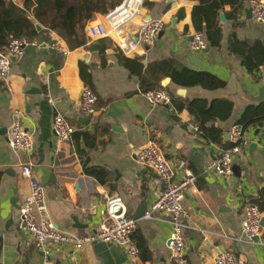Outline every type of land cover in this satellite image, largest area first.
Here are the masks:
<instances>
[{"label": "crops", "instance_id": "crops-1", "mask_svg": "<svg viewBox=\"0 0 264 264\" xmlns=\"http://www.w3.org/2000/svg\"><path fill=\"white\" fill-rule=\"evenodd\" d=\"M13 1L22 6V0ZM201 3L144 0L126 31L137 32L149 17L162 18L166 28L148 49L143 44L125 54L115 36L91 38L87 34V26L101 21L110 10L96 13L85 23V45L69 49L51 31L38 37L40 46L26 47L23 57L12 61L8 86L0 82V264H43L42 253L31 236L18 229L20 207L29 193V182L20 174L24 162L35 163L39 180L43 167L55 172V180L43 185L48 215L58 229L81 237L97 229L109 197H120L132 217L142 204L148 205L146 212L151 208L163 184L134 155V149L149 140L162 149L177 178L184 177L186 169L198 175L187 191L185 206L191 222L210 233L205 239L200 231L187 230L190 263L216 264L217 255L227 249L242 256L247 264L264 263V220L259 240H247L242 226L248 202L258 200L264 217V99H259L264 96V22L252 17L248 0H224L217 29L211 31L217 43H212L204 29L209 46L193 51L191 35L197 31L193 12ZM50 33L68 48L66 55L50 47ZM85 52L95 66L84 60ZM122 55L137 59L141 67L135 65L137 71L130 70L122 62ZM79 63L90 74V87L79 75ZM173 68L205 71L225 85L215 89L184 85L172 75ZM84 87L98 96V107L87 122L80 108ZM156 88L174 95L172 105L147 101L143 92ZM181 88L185 89L183 94L178 92ZM194 99H205L208 107L215 101L232 103L227 118L212 119L207 124L220 130L218 139L196 131L199 121L195 115L187 108L178 109L177 103ZM15 108L24 111L21 124L32 140L30 152L8 145ZM56 111L76 129L70 156L60 150L52 129ZM242 119L248 125L244 130L246 145L235 160L240 175L234 170L231 175L204 172L219 147L231 142L227 134ZM259 129L261 135L256 134ZM253 142L258 146L251 148ZM91 168L103 171L102 180L87 172ZM168 219L161 212L138 219L133 238L140 252L135 259L115 242L93 241L77 251L71 246L51 245V264H176L168 245Z\"/></svg>", "mask_w": 264, "mask_h": 264}, {"label": "built area", "instance_id": "built-area-1", "mask_svg": "<svg viewBox=\"0 0 264 264\" xmlns=\"http://www.w3.org/2000/svg\"><path fill=\"white\" fill-rule=\"evenodd\" d=\"M144 0H123L120 5L111 10L101 21L87 26V34L91 38L115 36L120 49L125 54H130L139 45L154 44L166 28V22L162 18L145 20L135 33L127 32L126 25L137 14ZM252 17L257 22H264V0H248ZM51 48L66 55L69 50L60 43L58 37L49 34ZM38 38L28 37L12 38L9 43L0 48V82L8 86L10 77L11 59L14 56L20 59L28 46H40ZM191 49L204 51L208 48L206 34L197 30L191 35ZM147 101L152 105L169 106L173 103L172 93L165 88L148 89L143 92ZM98 96L89 87H84L80 94V108L85 115L95 112V104ZM13 121L9 128L7 138L8 145L12 149H20L25 152L32 150V140L28 131L22 126L21 118L24 111L21 108L12 110ZM52 129L56 136L60 150L67 156L73 154V133L75 127L67 119L56 111L53 116ZM200 131L199 126H195ZM231 146H220L218 155L209 161L204 167V172H215L220 175L233 174L236 157L243 152L246 145L244 130L241 125H235L230 132ZM134 155L138 163L153 170L160 178L163 188L158 193L151 208L145 213L144 218H152L155 212H161L169 216L171 232L168 245L176 264H191L187 254L186 232L188 229H196L209 238L207 229H203L191 222V215L185 206L187 191L195 184L198 175L189 169L185 170V176L177 178L175 171L168 161L162 149L149 140L145 145L134 149ZM35 163L26 161L20 166V174L29 182V193L20 207V223L18 229L31 236L35 248L42 253L43 264H51L49 247L51 245L62 248L71 246L75 251L81 249L86 243L93 241L115 242L122 246L128 256L135 259L139 256V247L133 239V233L137 228L138 219L127 214L120 197L106 199L105 213L97 229L84 236H75L58 229L50 219L44 199L43 186L35 176ZM263 211L254 202H248L244 206L243 232L245 238L253 241L263 232ZM216 264H247V261L232 250L221 251L216 257ZM264 264V263H263Z\"/></svg>", "mask_w": 264, "mask_h": 264}, {"label": "trees", "instance_id": "trees-1", "mask_svg": "<svg viewBox=\"0 0 264 264\" xmlns=\"http://www.w3.org/2000/svg\"><path fill=\"white\" fill-rule=\"evenodd\" d=\"M123 0H22V6L13 0H0V48L6 46L12 38L28 37L30 39L47 36L49 32H56L67 44L69 49L83 46L87 42L85 36V23L93 18L96 13L106 14L122 3ZM201 6H196L193 12V21L197 30L206 29L212 37V43H217L213 37L212 30L217 29L218 16L223 8L224 0H200ZM34 18L42 26L43 30L37 32L31 18ZM92 48V46H91ZM121 60L126 67L137 71L135 65L137 59H131L124 55ZM172 75L178 83L192 86L202 85L215 89L223 87L225 82L215 75L205 71H191L188 69H174ZM79 75L90 87L91 77L83 63H79ZM173 95V94H172ZM173 101H175L173 95ZM98 100L95 108L98 107ZM178 109L187 108L199 121L200 131L205 135L210 134L212 138L218 139L220 130L210 127L207 124L212 119H225L230 115L232 103L229 101H215L208 107L205 99H194L186 103H177ZM243 130L247 127L246 120H241ZM214 132L218 135L215 137ZM76 131L73 133V137ZM85 136V134H82ZM232 143H226L229 147ZM89 173L101 179L102 170L91 168ZM258 203L259 201H253ZM134 239V238H133ZM137 244V243H136Z\"/></svg>", "mask_w": 264, "mask_h": 264}, {"label": "water", "instance_id": "water-1", "mask_svg": "<svg viewBox=\"0 0 264 264\" xmlns=\"http://www.w3.org/2000/svg\"><path fill=\"white\" fill-rule=\"evenodd\" d=\"M168 1L170 2L172 0H168ZM150 19H152V18L149 17L147 20H150ZM221 20L223 22L226 21V17H225L224 13L221 14ZM31 21H32V23H33V25H34V27H35L37 32H41L43 30V26L38 21H36L33 17L31 18ZM173 22L175 23L176 20H174ZM145 47L148 49L150 46L148 44H146ZM88 57H89V53L85 52V54L83 55L84 60L87 61L88 65L95 66L93 61L88 60ZM10 59H11V61H14L16 58L14 56H10ZM111 65H113V64H111ZM184 91H185V89H183V88L178 90V92L180 94H183ZM259 99L260 100L264 99V96L260 97ZM90 119H91V115H87V117L85 118V121L86 122L90 121ZM261 132H262L261 129H259V130H257L256 134L257 135H261ZM0 133H1V131H0ZM227 135L230 137V134H227ZM250 146H251V148L257 147L258 143L257 142H253V143H251ZM233 170H234V172H237L238 175H240V173H241L240 172L241 171L240 165L234 164ZM42 173H43V176L40 179V182H41L42 186L45 185L47 182L55 180V178H56L55 172H53V171L51 172L49 167H43L42 168ZM147 209H148V205L147 204H142L140 209L136 213L135 218L139 219V218L143 217L145 215ZM254 240H259V237H255Z\"/></svg>", "mask_w": 264, "mask_h": 264}]
</instances>
